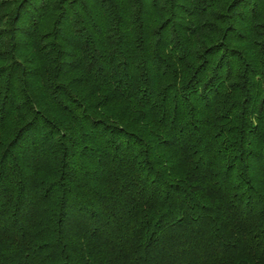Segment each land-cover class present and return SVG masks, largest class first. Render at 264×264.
<instances>
[{
  "label": "trees",
  "instance_id": "obj_1",
  "mask_svg": "<svg viewBox=\"0 0 264 264\" xmlns=\"http://www.w3.org/2000/svg\"><path fill=\"white\" fill-rule=\"evenodd\" d=\"M0 264H264V0H0Z\"/></svg>",
  "mask_w": 264,
  "mask_h": 264
}]
</instances>
